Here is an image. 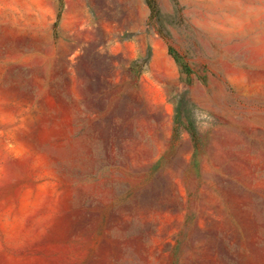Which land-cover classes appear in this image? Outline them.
Wrapping results in <instances>:
<instances>
[{
    "label": "rangeland",
    "instance_id": "1",
    "mask_svg": "<svg viewBox=\"0 0 264 264\" xmlns=\"http://www.w3.org/2000/svg\"><path fill=\"white\" fill-rule=\"evenodd\" d=\"M156 2L0 0V264H264V0Z\"/></svg>",
    "mask_w": 264,
    "mask_h": 264
},
{
    "label": "trees",
    "instance_id": "2",
    "mask_svg": "<svg viewBox=\"0 0 264 264\" xmlns=\"http://www.w3.org/2000/svg\"><path fill=\"white\" fill-rule=\"evenodd\" d=\"M145 2L150 10L149 19L162 22V15L160 13L156 0H145ZM168 51L171 55H173L176 62L179 64L181 70L188 72V68H186L185 64L181 61V59L175 55L173 48L169 47Z\"/></svg>",
    "mask_w": 264,
    "mask_h": 264
},
{
    "label": "bare ground",
    "instance_id": "3",
    "mask_svg": "<svg viewBox=\"0 0 264 264\" xmlns=\"http://www.w3.org/2000/svg\"><path fill=\"white\" fill-rule=\"evenodd\" d=\"M62 127H63V125H62ZM63 134H64V129H62L61 127L53 129L52 136H60V135H63ZM64 148H65V146H64ZM58 150L61 152L62 148L59 147ZM59 151L57 153H60ZM62 152H64V151H62Z\"/></svg>",
    "mask_w": 264,
    "mask_h": 264
}]
</instances>
